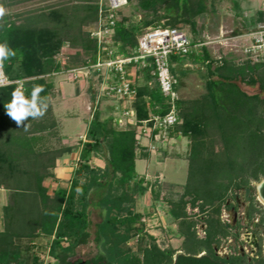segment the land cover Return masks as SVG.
Masks as SVG:
<instances>
[{
  "label": "trees",
  "instance_id": "obj_1",
  "mask_svg": "<svg viewBox=\"0 0 264 264\" xmlns=\"http://www.w3.org/2000/svg\"><path fill=\"white\" fill-rule=\"evenodd\" d=\"M126 1L130 4L133 0ZM136 8L143 14L139 23L119 12L113 35L115 56L132 55L145 30L159 26L179 29L189 25L197 38V18L206 12V3L137 0ZM97 15L98 6L87 1L33 12L21 23L9 19L0 24V44L15 51L1 63L6 75L23 83L20 92L28 98L39 86V95L48 103L43 116L29 117L18 125L7 115L5 104L19 91V85L0 87V189L10 191L4 208L5 227L0 231V264H43L37 252L40 240H46L56 264H213L208 259L201 263L197 257L198 220L189 222L188 206H220L234 178L263 171L264 63L247 60L236 66L223 60L216 66L206 49L195 58L205 69L201 74L206 94L192 102L178 100L180 122L173 132L191 141L185 192L169 203L170 215L184 238V253L177 255V250L159 246L148 233L143 214L136 210L137 201L148 191L136 169L140 148L137 128L122 127L114 117L103 118L96 96L92 100L98 106L71 181L56 190L46 185L58 183L53 173L56 160L71 151L61 145L54 151L39 148L45 135L51 133L60 143L58 122L52 113L54 82L49 78L97 62L98 45L90 35ZM66 47L74 53L66 55ZM66 57L79 61L68 64ZM179 58L173 57L171 63ZM172 73L176 76L177 71L172 68ZM139 74L145 84L136 86L133 101L138 124L151 113L165 115L169 111L153 68L139 69ZM240 83L259 86L261 94L249 95ZM213 132L221 140L220 147L215 146ZM94 158L103 160L105 167L93 165ZM153 191L155 201H160V190ZM93 210H98V222L92 219ZM135 237L140 239V254L129 247ZM92 240L97 255L90 260H73L77 250Z\"/></svg>",
  "mask_w": 264,
  "mask_h": 264
},
{
  "label": "rangeland",
  "instance_id": "obj_2",
  "mask_svg": "<svg viewBox=\"0 0 264 264\" xmlns=\"http://www.w3.org/2000/svg\"><path fill=\"white\" fill-rule=\"evenodd\" d=\"M89 0H0V24L5 21L12 19L17 22H23L28 14L45 10L52 9L53 7L66 5L72 6L75 4H85ZM206 12L204 15L197 18V29L198 37H203L202 40L206 42L213 51L215 57H222L223 60L229 62L230 64H235L236 66H243L247 61V57L244 56L243 46L238 43L233 44L231 38L235 33H250L264 29V0H205ZM137 0H133L132 3L127 4L121 9V15L130 18L134 23H139L143 18V14L136 8ZM180 30L184 31L189 37L195 38V34L192 31L191 26L182 25L179 27ZM87 30V29H85ZM146 31V30H145ZM247 36L248 39L250 36ZM239 39H235L238 42ZM246 42V41H245ZM231 43L233 45H231ZM249 43V40L247 41ZM238 48V49H236ZM66 55L74 53L70 51L68 47L64 50ZM66 62L68 64H75L73 61H79L78 59H72L71 57H66ZM264 63V58L260 61ZM221 64V62H220ZM264 71V70H263ZM202 71V74H204ZM202 74L193 72L190 73L184 80L185 86L181 89V97L185 98L186 101L192 102L194 100H200L206 94L205 81L202 79ZM88 75V76H86ZM85 76H79L67 72H62L54 74L50 77L54 84L59 85L60 82L67 84H80L82 85V90L85 93V101H61L57 92L54 93V102L52 101V108L56 107L60 119H62V128H66L67 132L73 136L79 134H84L87 130V126L82 121V119H72L74 111L81 116L84 114V118L88 120L92 119L95 108L98 106L94 104L92 98L100 93V77L94 73H87ZM241 87L251 94L261 93L259 86L251 87L248 89L244 84ZM69 90V91H67ZM66 93H75V87H69ZM75 90V91H74ZM264 97V94H262ZM69 99V96L68 98ZM107 102H102L98 107L103 108L102 113L103 118H108L109 116H114L115 118H124L123 114L119 113V110L123 106L128 104L127 100H121L119 98H109L105 100ZM97 103V102H96ZM55 105V106H54ZM87 105V106H86ZM101 105V106H100ZM113 106V108H118L115 115L113 113H108L107 107ZM88 107V109L86 108ZM87 112V113H85ZM53 116L55 118V111L52 109ZM123 113V112H122ZM82 117V116H81ZM63 128V129H64ZM64 130V131H65ZM52 133L50 135H45L43 142H40L39 148L43 151L50 150L54 151L59 148L60 143L57 139L52 138ZM213 138L215 141V146H221V140L213 132ZM190 141V139H189ZM165 154L161 155L160 161L163 164L157 165L151 162L148 166L146 161L139 160L137 163V172L139 174L146 173V167L148 166V171L155 173L160 176L162 173L164 180L156 179L157 182H153V185L160 186L161 198L160 202H165V204L157 203L155 213H150L144 215L146 229L148 231H155L158 236V244L162 249H174L182 250L184 244V238L180 236L178 224H176L170 217V202L179 199V196L185 192V187L188 182L189 176V165L187 162L180 160L184 158L189 160L191 152V141L188 143H178L174 145V148H168L165 150ZM190 164V163H189ZM264 171V165H263ZM53 182H47V186L53 190ZM150 199L146 198L142 202H139L140 208H147L150 204ZM143 205V206H142ZM189 222L198 220V208H191L188 206ZM92 219L94 222L99 221L98 210H93ZM151 235V234H150ZM140 239L134 238L130 241L129 247L136 254H140ZM39 256L43 261V264H56L55 260L50 258L49 249L47 247L46 240H40L38 243ZM184 252V250H182ZM98 253V248L95 242L92 240L88 245L82 246L77 250V255L73 260H90L95 257Z\"/></svg>",
  "mask_w": 264,
  "mask_h": 264
},
{
  "label": "built area",
  "instance_id": "obj_3",
  "mask_svg": "<svg viewBox=\"0 0 264 264\" xmlns=\"http://www.w3.org/2000/svg\"><path fill=\"white\" fill-rule=\"evenodd\" d=\"M98 6L97 21L90 31L92 39L97 42V62L89 67L74 68L69 71L79 76L87 73H97L102 76L100 94L107 98L134 101L138 90L130 77L129 66L138 69L153 68L157 76L162 95L167 101L169 111L165 115L150 114V118L137 123L138 142L147 138L153 142H165L169 138L170 130L180 122L178 114L177 87L179 80L172 73L171 59L173 57H187L201 45L194 44L190 37L182 30L159 26L146 30L140 37L139 43L130 56H115L116 46L113 41L119 12L126 5V0H89ZM246 39L243 46L244 55L254 62L264 58V29L253 32ZM249 40V43L247 41ZM88 76V75H86ZM13 84L19 85L23 91L21 81H11L0 63V87ZM130 111L125 112L130 117ZM154 148V147H153ZM145 222V220H143Z\"/></svg>",
  "mask_w": 264,
  "mask_h": 264
},
{
  "label": "crops",
  "instance_id": "obj_4",
  "mask_svg": "<svg viewBox=\"0 0 264 264\" xmlns=\"http://www.w3.org/2000/svg\"><path fill=\"white\" fill-rule=\"evenodd\" d=\"M251 34V33H250ZM188 35V34H187ZM249 35V33H241V32H237L235 33L231 38H233L232 43H238L239 45L243 46L246 42V38ZM189 36V35H188ZM203 37H190V39L192 40V42L194 44H199L201 45V47L197 48L195 50V52L187 57H180L178 62H174L172 63V68H174L177 71L176 77L179 80V85L177 87V94H178V100H183L186 101L185 98H182L180 93H181V89L185 86V78L193 72L199 73L201 74L202 71H204V68L200 67L197 63H195V58L197 56H200L203 53V50L206 49L211 57L212 60L215 61L216 66L220 64V62L223 61L222 57H215L213 51L211 50V48H209L208 44L206 42H204L202 40ZM235 39H239L238 42L235 41ZM196 40V41H195ZM231 43V45H233ZM238 49V48H236ZM245 56V55H244ZM246 57V56H245ZM247 60H249L247 58ZM246 60V61H247ZM128 71L130 73V77L133 80L135 86H143L145 84V80L143 79V76L139 74V69L134 67V66H129ZM71 70V69H70ZM69 70V71H70ZM154 74V72H153ZM103 78H101L100 80V86L102 84ZM248 89L251 88V86L244 84ZM75 87L76 91L75 93H70L69 95L66 93L69 87ZM82 85L80 84H67V83H62L60 82L59 85L54 84V90H53V96H52V101L54 102V93L57 92V96H59V100H69V101H78V100H86L85 97V93L82 90ZM243 89V88H242ZM67 90V91H66ZM246 93H248L249 95H255V94H251L248 91H246L245 89H243ZM256 94H261V93H256ZM69 96V99H67ZM105 100H109V98H105L104 96H102L100 93L99 95H97V104H100L102 102H107ZM129 103L123 106V108H121L120 110L118 108H113V106H109L107 107L108 113H113L115 115L116 111L119 110L120 114H123V116L125 115L126 111H130L132 113V115L130 117L125 118L127 121L124 120V118L122 119H117L120 121L121 126L122 127H126V126H132L135 127L136 124V114L135 111L133 109V101H128ZM55 106V105H54ZM87 106V105H86ZM101 106V105H100ZM88 109V107H86ZM55 111V117L57 119L58 122V127H59V136H60V145L63 149L65 150H71L70 152L65 153L63 156L59 157L56 160L55 163V168L53 169V173L56 177V179L58 180V183H53L52 185H55V187L53 186V190H56L59 185H66L69 184V182L71 181L73 174L75 173L76 169L79 166L80 163V156H81V151H82V147H83V143L86 142V136H87V131H88V125L90 120H88L87 118H84V114L81 116H78V114L76 113V111H74V115L72 116V118L70 120L74 119H82V121H84V123L87 126V130L84 134H79L76 137L69 134V132H67V130H65L66 128H62V119H60V116L58 114V110L56 109V107L53 108ZM100 110L102 111L103 108L100 107ZM116 110V111H115ZM123 112V113H122ZM87 113V112H85ZM104 113H102L103 116ZM178 114H179V110H178ZM109 117H114V116H109ZM108 117V118H109ZM125 117V116H124ZM115 118V117H114ZM175 128V127H174ZM174 128L170 130L169 133V138L165 141V142H153L148 140L147 138H143L142 141L140 142V148L138 150V159L136 161V169H137V163L139 160H143L146 161L148 166L151 162H154L157 165L163 164L160 161V157L161 155H164L166 152L165 150L170 148H174L175 144L181 143H188L190 144V141L187 137H183L180 134H173L174 132ZM65 130V131H64ZM154 147V148H153ZM144 154H147V157H144ZM180 160H183L185 162L188 163L189 165V160H186L184 158H181ZM93 165L100 167V168H104L105 167V162L101 159L98 158H94L91 162ZM148 166L146 167V173H142L139 174L138 172V176L139 178H143L145 181V185L148 187V191L146 192V194L141 197L137 203H136V210L138 213H141L144 215L150 214V213H155V209H156V204L159 203L160 201H155L154 199V189L156 191L160 190V186L159 185H153V182H157L156 179H160V181L164 180V177L162 175V173H160V176L157 175V171L155 173L149 172L148 171ZM150 199V204L148 205L147 208H140L139 207V202H142L144 199ZM9 200H10V191L1 188L0 189V231L4 230V208L9 204ZM160 200H163L162 198H160ZM164 201V200H163ZM162 204H165V202H160ZM143 206V205H142ZM171 217V215H170ZM172 218V217H171ZM173 219V218H172ZM174 221V220H173ZM177 224V223H176ZM148 231V230H147ZM149 234H151V236H153L156 240L157 243L159 242L158 240V236L156 234L155 231H148ZM184 252L182 250H177V255L179 254H183Z\"/></svg>",
  "mask_w": 264,
  "mask_h": 264
},
{
  "label": "flooded vegetation",
  "instance_id": "obj_5",
  "mask_svg": "<svg viewBox=\"0 0 264 264\" xmlns=\"http://www.w3.org/2000/svg\"><path fill=\"white\" fill-rule=\"evenodd\" d=\"M197 218L201 263L264 264V171L234 178L224 202Z\"/></svg>",
  "mask_w": 264,
  "mask_h": 264
},
{
  "label": "clouds",
  "instance_id": "obj_6",
  "mask_svg": "<svg viewBox=\"0 0 264 264\" xmlns=\"http://www.w3.org/2000/svg\"><path fill=\"white\" fill-rule=\"evenodd\" d=\"M14 55L15 51L8 47L7 44H0V63L9 56ZM41 91L42 89L39 86L35 87L30 98L20 91H14L11 101L5 104L7 115L18 125H23V122L29 117L38 118L43 116L48 103L46 98L39 95Z\"/></svg>",
  "mask_w": 264,
  "mask_h": 264
},
{
  "label": "water",
  "instance_id": "obj_7",
  "mask_svg": "<svg viewBox=\"0 0 264 264\" xmlns=\"http://www.w3.org/2000/svg\"><path fill=\"white\" fill-rule=\"evenodd\" d=\"M154 75H155V73H154Z\"/></svg>",
  "mask_w": 264,
  "mask_h": 264
}]
</instances>
